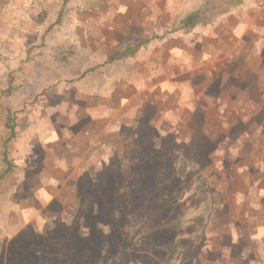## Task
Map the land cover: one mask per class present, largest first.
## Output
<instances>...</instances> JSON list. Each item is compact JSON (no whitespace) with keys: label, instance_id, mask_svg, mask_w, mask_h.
Here are the masks:
<instances>
[{"label":"crops","instance_id":"1","mask_svg":"<svg viewBox=\"0 0 264 264\" xmlns=\"http://www.w3.org/2000/svg\"><path fill=\"white\" fill-rule=\"evenodd\" d=\"M204 1L76 0L59 43V61L73 54L77 64L74 81L56 86L70 96L59 106L65 122L47 121L51 137L62 127L48 151H61L65 181L51 185L77 195V180L95 173L83 164L114 157L110 136L141 128L194 155L208 181L201 244L184 264H264V0L179 31ZM46 185L37 205L63 206Z\"/></svg>","mask_w":264,"mask_h":264},{"label":"rangeland","instance_id":"2","mask_svg":"<svg viewBox=\"0 0 264 264\" xmlns=\"http://www.w3.org/2000/svg\"><path fill=\"white\" fill-rule=\"evenodd\" d=\"M75 2L0 0V264H63L57 256L61 259L65 249L75 251L79 264L106 261L118 249L132 245L143 223L141 215L133 217L131 225L119 223L121 227L116 219L107 221L108 215L114 218L119 210L111 197L116 186L114 181L125 172L126 155L134 157L131 160L134 161L133 180L141 183L138 197H148L158 181H167L170 176L168 169L161 177L164 170L161 160L151 165L146 163L140 171L139 159L135 157L140 141L147 139L156 153L171 150L167 149L170 144L159 146L149 134L138 135L141 128H136L126 132L124 139L110 136L116 141L114 157L83 164L95 171L85 174L94 180L107 168L115 169L109 180L111 184L105 189V201L109 204L105 206L102 199L93 198L89 191H84L78 199L76 194L60 189L62 185L60 188L51 185L56 182L53 179L59 183L65 181L55 168L61 151L57 149L53 157L48 151L51 140H60L62 127L55 128L59 136L51 137L47 121L53 118L56 124L65 122L59 106L70 96L66 91L64 94L56 91V86L61 82L69 86L74 81H71L70 72L77 64L73 54L72 57L69 54L71 62L59 61L67 51L61 52L59 43L66 38L65 25L74 22ZM61 73L65 79L55 78ZM54 145L59 146V143ZM156 145L160 151L156 150ZM45 184L48 193L64 199L63 206L56 203L44 207L37 205L40 185ZM168 193V190L162 192L160 204ZM23 211L25 214L21 213ZM156 224L150 223L144 232L154 229ZM124 227L125 230L121 229ZM121 234L126 235L124 241ZM64 241L67 244L64 245ZM155 262L158 261L146 255L142 246L116 259V264Z\"/></svg>","mask_w":264,"mask_h":264},{"label":"trees","instance_id":"3","mask_svg":"<svg viewBox=\"0 0 264 264\" xmlns=\"http://www.w3.org/2000/svg\"><path fill=\"white\" fill-rule=\"evenodd\" d=\"M242 4L243 0H205L200 9L181 19L177 29L190 33L199 26L212 24L219 17L230 13ZM137 146L138 156L135 153V157L139 159L141 172L146 163L151 165L153 161L161 160L164 169L161 177L168 173V169H170V176L167 181H158L156 188L148 197H138L141 183L133 180L132 163L134 161L131 162V160L134 157L131 154L126 155L125 172L114 181L116 186L111 197L112 202L119 206V210L117 214H114V218L108 215L107 221L116 219L118 224L131 225L133 217L141 215L143 223L139 227V236L131 246L124 250L118 249L114 254H110L106 261L98 264H116V259L120 255H128V251L139 246L143 247L146 255L154 257L160 264H184L189 254L196 253L201 244L202 231L212 201L208 181L201 175L197 158L181 148H174L163 154L156 153L150 148L147 139L140 141ZM10 167L12 168L11 164ZM114 170L111 167L107 168L102 172L101 177L95 180L89 175L81 176L77 180L78 199H81L84 191H89L93 198L102 199L105 206L109 204L105 201V189L111 184L109 180ZM9 171L10 169L5 173ZM119 171L121 172V169ZM164 190H168L169 193L164 203L160 204V197ZM135 207L137 209L133 211ZM152 222L158 225L156 224L157 226L149 232H144ZM120 237L124 241L126 235L121 234ZM152 242L154 244H151ZM65 244L67 241H64ZM65 250L62 258L58 259V255L57 260L65 264H79L75 251Z\"/></svg>","mask_w":264,"mask_h":264}]
</instances>
